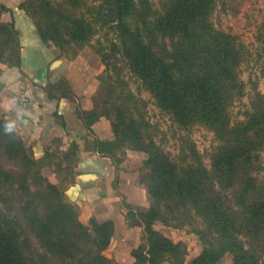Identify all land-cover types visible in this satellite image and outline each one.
Returning a JSON list of instances; mask_svg holds the SVG:
<instances>
[{"label":"trees","instance_id":"trees-1","mask_svg":"<svg viewBox=\"0 0 264 264\" xmlns=\"http://www.w3.org/2000/svg\"><path fill=\"white\" fill-rule=\"evenodd\" d=\"M103 1L109 8L105 17L116 22L114 46L158 106L183 128L205 125L220 142L209 168L192 141L174 159L146 133L144 120L125 108L113 122L117 139L147 153L142 181L150 207H131L127 214L129 226H144L141 244L132 251L135 264H216L227 253L234 264H264V183L255 177L264 149V98L253 103L248 120L232 126L229 108L241 89V50L232 35L209 33L212 0H164L160 9L150 0ZM19 9L44 43H65L56 27L64 10L49 9L44 28L27 9L1 2L0 15L10 11L13 16L12 24L0 21V33L15 40L12 67L22 65ZM93 23L72 19L67 27L71 40L86 41ZM93 119L88 116L87 125ZM9 124L0 115V264H119L104 253L114 236V222L93 218L90 226L82 223L77 206L35 171V157L14 126L11 132L5 130ZM113 144L94 143L115 160ZM158 221L179 227L200 222L195 232L203 252L187 263L184 243L155 230Z\"/></svg>","mask_w":264,"mask_h":264},{"label":"rangeland","instance_id":"rangeland-1","mask_svg":"<svg viewBox=\"0 0 264 264\" xmlns=\"http://www.w3.org/2000/svg\"><path fill=\"white\" fill-rule=\"evenodd\" d=\"M79 1V4H74L70 0H1L9 6L27 9L44 28L47 19L43 16L47 15L49 9H54L55 12L58 9L64 10L65 16H59L60 22L56 27H59L63 32L65 43L58 46L53 41H49V44L57 47L62 58L72 60L82 57L83 66L91 68V74H98V90L95 102L100 113L111 121L112 128L113 122L117 120L125 108L124 110L134 113L136 117H141L144 120L145 129L147 128L146 133L152 135L156 142L174 159L179 160L182 149L186 147V142L192 141L196 144L203 161L210 168L211 154L220 145L215 133L202 124L183 128L174 121L168 112L158 106L153 94L146 88L144 82L133 73L118 47L114 46L117 43L116 22L105 17L109 12L108 5L103 0ZM150 1L160 9L164 0ZM211 5L210 22L212 28L209 33L211 35L220 33L232 35L241 50V63L237 70L241 89L235 95L229 108L231 124L234 126L238 122L248 120V114L254 111L253 103L260 96L264 98V0H212ZM66 17H69L70 21L83 17L87 20L93 19V31L86 41L71 40L67 28L70 21ZM96 19L97 21H95ZM14 45L15 40H11L10 35L2 31L0 33V69L4 64H10L11 59L15 57ZM0 115L5 117L1 111ZM90 117L95 118L94 116ZM113 133L114 161L117 164L126 161L128 165L125 167H132L137 170L138 182L145 186L142 180L146 174L144 163L147 153L135 149L129 142L117 139L114 128ZM36 161L35 171H39L41 176L57 185L62 192V187L51 180V176H54L52 172L60 174L59 178L63 183L74 179L76 159L72 149L61 155L55 154L53 158L47 157L43 160L36 159ZM9 165H12L11 163H8V167H13ZM256 165L255 177L259 183H264V149L260 152ZM0 207H3L1 201ZM131 207L134 206H127L126 219ZM77 210L80 218L78 206ZM133 219L136 222V217ZM127 223L130 224L128 220ZM85 225L90 226V222ZM141 227L140 238L142 240L144 226ZM198 227H200V222L193 226L184 227L166 225L161 221L154 224L155 230L175 242L184 243L187 248V263L198 257L204 250L203 241L195 232ZM106 250L104 253L108 256ZM108 257L115 260L110 256ZM115 261L117 262V260ZM216 264H234L233 255L227 253Z\"/></svg>","mask_w":264,"mask_h":264},{"label":"crops","instance_id":"crops-1","mask_svg":"<svg viewBox=\"0 0 264 264\" xmlns=\"http://www.w3.org/2000/svg\"><path fill=\"white\" fill-rule=\"evenodd\" d=\"M17 12L22 65L4 64L0 69V111L37 160L76 146L74 179L63 183L60 174L52 172L51 180L62 187L69 203L79 207L83 223L93 218L100 223L113 221L115 232L107 255L121 264H135L132 251L141 242L142 227L129 226L127 206L147 209L150 199L138 182L137 170L125 167L126 161L117 164L95 148L96 140L114 139L111 121L95 102L98 74L83 66L82 57H60L57 47L41 40L25 12ZM0 20L12 24L13 16L3 11ZM23 93L28 96L26 105L19 101ZM88 116L95 117L90 125Z\"/></svg>","mask_w":264,"mask_h":264},{"label":"built area","instance_id":"built-area-1","mask_svg":"<svg viewBox=\"0 0 264 264\" xmlns=\"http://www.w3.org/2000/svg\"><path fill=\"white\" fill-rule=\"evenodd\" d=\"M20 104L26 105L28 103V96L26 93H23L19 98Z\"/></svg>","mask_w":264,"mask_h":264},{"label":"clouds","instance_id":"clouds-1","mask_svg":"<svg viewBox=\"0 0 264 264\" xmlns=\"http://www.w3.org/2000/svg\"><path fill=\"white\" fill-rule=\"evenodd\" d=\"M12 128H13V125L9 124V125H6V131L8 132H11L12 131Z\"/></svg>","mask_w":264,"mask_h":264}]
</instances>
